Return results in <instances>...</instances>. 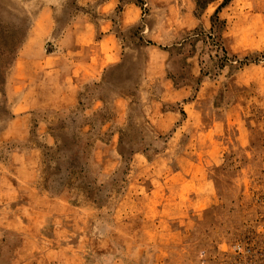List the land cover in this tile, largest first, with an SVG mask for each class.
I'll list each match as a JSON object with an SVG mask.
<instances>
[{
  "label": "rangeland",
  "instance_id": "1",
  "mask_svg": "<svg viewBox=\"0 0 264 264\" xmlns=\"http://www.w3.org/2000/svg\"><path fill=\"white\" fill-rule=\"evenodd\" d=\"M108 1L0 0V53L8 51L0 57V264H233L235 242L259 230L256 201L264 198V0H234L222 11L229 61L210 60L204 96L179 103L188 121L163 134L149 116L145 50L152 31L170 22L172 38L161 45L172 50L167 75L197 96L201 83L190 74L202 73L203 43L187 63V48L178 50L195 1L147 0L144 9L145 0H114L103 10ZM220 3L205 12L206 30ZM128 4L137 16L129 27L120 19ZM104 13L117 63L82 84L71 109L29 108L63 84L50 78H71V63L65 76L53 67L73 59ZM113 131L119 162L101 176L93 144ZM174 131L181 140L171 145ZM28 145L40 148L36 162L14 158ZM72 166L89 169V178L64 186ZM54 175L62 182L55 189Z\"/></svg>",
  "mask_w": 264,
  "mask_h": 264
},
{
  "label": "crops",
  "instance_id": "2",
  "mask_svg": "<svg viewBox=\"0 0 264 264\" xmlns=\"http://www.w3.org/2000/svg\"><path fill=\"white\" fill-rule=\"evenodd\" d=\"M114 4V0H109L107 3L102 5V9L105 10L108 5L112 6ZM130 7L131 4H128L120 16L121 24L123 26H132L137 21V16L131 14ZM104 15L105 17L100 20V24L98 26L95 28L90 27L89 31H86L88 37L85 41H82V46H80L79 49L72 52L73 59L68 61V64L62 65L61 68H58L57 66L53 67L54 74L62 72L64 75V71H67L70 68L69 65L71 63V78L68 76H66V78H62L61 80H57L55 76L50 78L49 83H54L56 86H60V83L63 84L60 88L54 89L51 94L47 95L46 93L44 95L45 100L39 94L37 98L38 100L35 98V100L33 99L29 102V108L36 105H43L42 107L50 106L61 110L71 109L78 101L77 98L80 86L87 83L91 79L97 78L102 67L112 66L117 63L114 60V52L112 50L110 51V49L116 46L117 37L112 31L113 26L112 20L110 19L111 16L105 13ZM197 22L199 23V20L195 17L191 20V24L185 30L195 29L198 26ZM173 27L174 26L169 22L166 26L162 24L153 31L151 30L153 43L146 46L145 50L146 56L143 69V84L147 90L146 95L148 98L152 97L155 101L150 111L151 115L149 116L152 124L155 126L154 131L158 134H163L169 129L174 128L175 124L181 120L183 124L180 127H183L188 119L186 120L185 118H182V115L185 114L186 108H181L182 105H179V103L187 100V105L190 102L199 100L198 97H200V94H202L201 96H204L205 85L207 86L209 84L208 78L204 77L201 81L200 89L197 91L198 94H200H197L194 100H189L191 92L188 90L187 85L177 87L175 86L174 81L168 77L166 67L168 66L167 64L170 58V53L162 48L161 45L172 38L171 30H173ZM180 27L183 28L184 26ZM174 30L178 31L179 27L174 28ZM185 30L182 29V31ZM95 33L100 34L97 42L94 38ZM143 33L149 32L144 31ZM97 47L99 48V50H97L99 52L98 57H96L97 54L95 53V48L98 49ZM47 57V59H50L51 56L47 55ZM193 74L197 75L195 68L193 70ZM44 101L49 103V105L45 104ZM33 103L35 105H33ZM158 103L160 106L166 104L169 106V109L161 111ZM117 113V123H119L122 121L120 119V115L123 113L121 111H117ZM111 125L112 124H110L108 128L111 127ZM120 139V133L113 131L107 143L99 141L94 145L91 161L94 165L100 166L101 176L118 164L119 160L115 157L114 150L118 140ZM168 140L171 145H174V141L181 140L179 131H174V133L169 136ZM39 154L40 148L38 145H28L23 149H16L13 151L14 158L21 156L24 161H27L25 159L26 157H29L36 162ZM110 160H113L114 163L110 164ZM103 176H106V174Z\"/></svg>",
  "mask_w": 264,
  "mask_h": 264
},
{
  "label": "trees",
  "instance_id": "3",
  "mask_svg": "<svg viewBox=\"0 0 264 264\" xmlns=\"http://www.w3.org/2000/svg\"><path fill=\"white\" fill-rule=\"evenodd\" d=\"M194 1H195V9L193 11V15L200 21V23L195 29L191 31V33L188 36L183 38V41H181V43L178 45L179 46L178 50L184 52L185 49L187 48L188 53H186L183 57V61L187 63L188 59L197 53V49H196L197 44L199 42L203 43L204 49L200 56L202 73L199 77L196 78L192 74H190V77L192 79H195V81L198 84H200L204 77L210 75V71H209L211 65L210 60H216L220 62H224L227 60L229 61V58L227 56L228 55L227 51L225 50L224 37H223V33L227 26V20L221 17V13L225 8L230 6L234 0H194ZM215 2H221V3L210 17L211 28L209 30H206L202 19L208 8ZM163 48L169 51L171 58V51H172L171 48H168L167 46ZM210 49L214 50L215 54H213L210 51ZM7 53L8 51L3 50L0 53V57L3 58V56H7L6 55ZM231 67L233 69L236 68L235 66H231ZM168 73H169L168 77L174 81L175 86L181 87L188 85V83L185 82L182 85L179 84V82L176 80L175 75L172 74V72L170 71ZM194 98L195 96L191 97L189 100H194ZM89 146L90 145L88 144L87 147ZM67 171L68 172L66 174V179L64 178L63 183L61 182V177L57 178V176L54 175L55 178L50 182L52 188L55 189V183L57 180L61 182L64 186L70 187V186H75V183L72 180L75 176L81 177V179L89 178L88 176L89 169H86L85 167L74 168V166H72V168H69V170ZM45 180H48V178ZM81 188H83L82 185Z\"/></svg>",
  "mask_w": 264,
  "mask_h": 264
},
{
  "label": "built area",
  "instance_id": "4",
  "mask_svg": "<svg viewBox=\"0 0 264 264\" xmlns=\"http://www.w3.org/2000/svg\"><path fill=\"white\" fill-rule=\"evenodd\" d=\"M144 9L147 8V0H145ZM256 204L262 207V211L256 216V220L260 222L257 234L247 233L242 239L235 242L233 246V264H264V198L261 203Z\"/></svg>",
  "mask_w": 264,
  "mask_h": 264
}]
</instances>
